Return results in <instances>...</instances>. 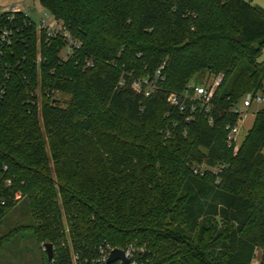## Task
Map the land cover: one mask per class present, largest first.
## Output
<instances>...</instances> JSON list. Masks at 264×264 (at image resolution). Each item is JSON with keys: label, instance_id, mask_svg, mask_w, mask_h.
I'll list each match as a JSON object with an SVG mask.
<instances>
[{"label": "trees", "instance_id": "1", "mask_svg": "<svg viewBox=\"0 0 264 264\" xmlns=\"http://www.w3.org/2000/svg\"><path fill=\"white\" fill-rule=\"evenodd\" d=\"M42 4L81 48L65 58L63 39L42 34L38 45L23 13L2 20L16 31L0 66V223L21 199L33 222L0 236V248L30 228L56 246L44 264H71L58 246L65 220L83 256L133 242L146 248L143 264H253L258 251L264 264V106L237 151L226 127L248 91L264 95V9L250 0ZM161 65L155 93L132 88ZM203 72L221 77L212 124L204 112L186 120L167 100ZM201 164L209 168L196 174Z\"/></svg>", "mask_w": 264, "mask_h": 264}, {"label": "built area", "instance_id": "2", "mask_svg": "<svg viewBox=\"0 0 264 264\" xmlns=\"http://www.w3.org/2000/svg\"><path fill=\"white\" fill-rule=\"evenodd\" d=\"M41 3L44 0H39ZM43 5V4H42ZM44 7V6H43ZM28 8L29 11H26ZM33 10L38 12V20H35L30 13ZM17 13H23L24 17L28 18L29 22L34 24V31L37 36L38 45L41 40V35L44 34L46 39L51 40L55 37L63 39V46L60 49V53L63 57H72L77 49L81 48V42L72 36L67 25L62 19L57 18L51 11L40 12L39 7L36 4V0H33L31 5L23 3L22 5H12L6 8L0 7V66L8 65L7 60H3L6 48H8L14 41L15 31L12 26L3 24V18L7 21L12 22ZM18 31V30H17ZM41 56L38 57L37 62L39 63ZM87 65H90L91 59H86ZM161 65L155 73V78L150 77H136L132 80L131 86L138 92H144L145 95L149 96L156 92L158 89V81L163 79ZM1 68V67H0ZM7 79L8 72H4V76L0 77V105L5 99L7 93ZM221 81V77L208 83H196L191 81L187 87L181 91H171L167 96L168 103L179 111L185 113L186 120L194 118L196 112H204L208 115V120L212 124L213 115L212 111L215 107L214 97L216 89ZM123 84V82H121ZM254 103H264V95L258 91H248L240 103L232 108L233 112L239 114V121L237 123H228L226 125L229 130L227 135V142L229 146H233L234 150L237 151L239 143V135H241L245 121L250 115V112L246 109L251 107ZM253 114V113H251ZM209 168L206 164H201L199 167L194 169L196 174H203L204 169ZM215 172L220 171V168H215ZM66 239L61 240L58 246L68 250L71 264H143L137 260L139 252H143L146 248L144 246H137L133 242H129L124 246H115L108 242H101L94 246V251L89 256H83L76 250L71 242L69 236V228H65ZM45 245V244H44ZM120 249L124 253V257L128 260L125 262L123 259H117L111 263L108 262L112 251L114 249ZM54 253L56 252V246L53 244Z\"/></svg>", "mask_w": 264, "mask_h": 264}, {"label": "rangeland", "instance_id": "3", "mask_svg": "<svg viewBox=\"0 0 264 264\" xmlns=\"http://www.w3.org/2000/svg\"><path fill=\"white\" fill-rule=\"evenodd\" d=\"M250 2L264 9V0H250ZM23 3L31 5L33 3V0H0V7L6 8L12 5H22ZM36 4L39 7L40 12L47 11V9L43 7L42 3L39 0H36ZM25 10L29 11L28 8H25ZM30 15L35 20H38L39 18L37 10H33ZM258 60H264V45L262 53L259 56ZM219 77L220 76H212L208 72H203L197 75L194 78V81L196 83L202 84L214 81ZM52 97L66 98V95L58 91H54L52 93ZM263 106L264 103H254L251 107L247 108L246 110L249 111L250 114H254L258 109ZM253 116L254 115L251 114L249 118L246 119V125L242 131V135L246 133V127H248L250 120H253ZM32 222L33 217L28 205V201L26 199H21L17 203V205L1 221L0 236L9 233L18 226H26L31 224ZM64 222L65 228L68 227L65 220ZM44 244L45 242L43 241L41 243L37 241L32 229L23 228L18 232L14 233L11 239L8 240V242L4 243V245H2V247L0 248V264H44V256L47 255ZM260 256L261 251H258L256 258L253 261V264H257L259 262ZM52 264H55V262H53Z\"/></svg>", "mask_w": 264, "mask_h": 264}, {"label": "water", "instance_id": "4", "mask_svg": "<svg viewBox=\"0 0 264 264\" xmlns=\"http://www.w3.org/2000/svg\"><path fill=\"white\" fill-rule=\"evenodd\" d=\"M44 247L46 249L48 259L51 260L53 258V254H54L53 244L51 242H47V243H45ZM119 258L123 259L125 262H128V260L124 257L123 251L116 248L112 251V254H111L108 262L111 263V262H113Z\"/></svg>", "mask_w": 264, "mask_h": 264}, {"label": "crops", "instance_id": "5", "mask_svg": "<svg viewBox=\"0 0 264 264\" xmlns=\"http://www.w3.org/2000/svg\"><path fill=\"white\" fill-rule=\"evenodd\" d=\"M250 115H251V114H250ZM250 115H249V116H250ZM252 115L255 116V113L252 114ZM249 116H248V118H249ZM254 116H253V120H250L248 127H246V133H247L248 129L252 126V124H253V122H254ZM247 124H248V123H247ZM245 125H246V121H245ZM246 133H245L244 135H242V133H241V135H239V143H240V144H241L242 140L244 139ZM257 264H259V262H258Z\"/></svg>", "mask_w": 264, "mask_h": 264}]
</instances>
